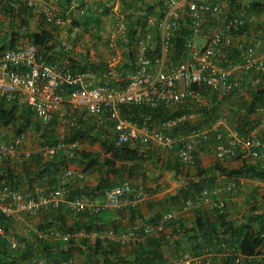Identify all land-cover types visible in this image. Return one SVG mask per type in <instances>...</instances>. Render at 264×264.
<instances>
[{"label": "built area", "instance_id": "built-area-1", "mask_svg": "<svg viewBox=\"0 0 264 264\" xmlns=\"http://www.w3.org/2000/svg\"><path fill=\"white\" fill-rule=\"evenodd\" d=\"M133 1L134 8L128 7L125 13L113 8L109 15L114 39L109 43L112 50L116 49V40L125 39L130 33L127 16L137 11L138 15L144 16V25L138 26L134 45L136 70L126 85L118 87L108 81L96 86L90 74L74 72L68 65L52 64L37 45L28 44L0 53V100L3 99L9 106L28 109L45 127H50L57 112H62L63 118L69 114L68 123L72 125L77 122L76 115L86 113L99 126L113 124L117 144L173 150L180 163L191 168L197 165L196 152L203 139L215 142V154L220 160L235 159L241 154L252 160L258 159L264 142L252 135H240L222 118L211 128L202 127L182 137L175 133V129L182 123L197 119L198 112L183 113L161 124L144 126L124 116L122 112L125 106L175 109L188 103H199L203 98L200 92L203 88L218 92L223 97H249L251 91L260 89L264 84V52L258 54L257 46L251 45L241 52L237 60L225 59V55L228 50L234 49L236 37L243 35L242 30L249 27L255 31V26L259 24L257 15L243 13L244 10L232 14L224 1L167 0L162 15L155 17L146 14L150 9V0H127L128 3ZM18 2L42 15L47 24L56 27L64 25L55 0H13L11 6L18 8ZM213 19L218 26L205 30L207 21L212 22ZM184 22H188L190 33L186 38L184 52L179 58L173 59L171 48ZM251 34L257 36L254 32ZM201 35L204 44L199 42ZM260 41L264 44V37ZM117 74L116 69H112L109 72L110 79L117 77ZM25 139L26 133L10 141L0 138V161L18 159V162H22L30 158L31 153L22 150ZM78 146L77 142L60 143L57 147H46L44 151L52 157L63 148L74 150ZM64 178L69 182L82 181L86 179V173L67 170ZM259 187L264 188L261 185L249 187L243 178L234 179L227 185L216 184L172 208L155 224H136L129 231L117 234L103 232L98 237L122 246L130 242L142 243L167 232V226L180 228L197 212L223 213L232 204L247 205L250 200L255 204L260 201L261 206H264V194L256 196ZM142 200L141 190L127 184L111 188L102 202H95L89 197L72 198L65 186L33 191L2 186L0 220L15 219L20 214L34 215L49 211L71 213L74 216L86 212L99 214L134 207ZM36 234L39 239L52 240L57 239L61 232L48 227L37 229ZM0 236L7 241L12 251L28 248L24 242L7 233L1 222ZM82 236H86L83 231L80 234ZM216 254L219 259L216 256L187 252L180 264H243L246 261L237 247L226 244L218 246ZM252 260L264 261V244ZM13 264L29 263L19 261ZM30 264L75 262L73 258L56 263L54 260L36 257Z\"/></svg>", "mask_w": 264, "mask_h": 264}, {"label": "trees", "instance_id": "trees-1", "mask_svg": "<svg viewBox=\"0 0 264 264\" xmlns=\"http://www.w3.org/2000/svg\"><path fill=\"white\" fill-rule=\"evenodd\" d=\"M12 1L1 0L0 14L5 22L0 25V53L8 49H17L23 45L35 44L50 63L60 66L68 65L74 72L88 73L96 86L105 84L108 81L118 87H123L128 83L129 77L136 70L134 45L137 29L138 26L144 25V16L142 14L138 15L139 11L126 18L130 26V33L128 38L122 40L124 41L122 43L129 50L128 61L124 60L113 68L111 62L100 57H92L90 49L79 54L74 51V48L80 44L85 34L91 33L98 41H104L102 38L104 18H107L114 8V6L109 7L107 5L109 0H55L59 15L64 21L63 26L68 32L69 37L67 40L73 44L72 48L69 47V49L65 48L63 44L60 27L47 24L44 21L45 18L39 14L42 18V26L32 30L30 24L36 12L34 13L31 8L20 2L17 3L19 7L14 8L11 6ZM166 1H160L161 8H165ZM214 1L226 2L229 6V12L232 14L240 13L243 9H246V2L249 4L251 12H255L258 16L264 14V0ZM134 4L135 1L131 2L129 7L134 8ZM146 14L150 16L152 11L148 9ZM94 29H96V32H93ZM248 29L249 27L242 30L241 33L245 34ZM189 33L190 30L187 27L182 28L177 34L171 48L173 59L179 58L184 52V45ZM64 54L67 56V61L61 60ZM112 69H116L118 74L117 77L111 80L109 72ZM200 92L204 99L209 98L211 100V105L188 103L175 109L125 106L122 112L124 116L131 118L140 126L161 124L163 121L183 113L198 112L199 119L194 122L182 123L175 129L177 135L183 133L185 136L194 130H200L202 127L211 128L220 118L224 117L226 100H219L217 92H212V90L203 88ZM249 95L251 97H249L250 101L238 102L237 108H231V105L227 104V107L232 109L231 114L237 117L235 123L238 133L245 137L250 136L251 132L258 126L252 120V115L257 114L260 109H264V89H256L251 91ZM76 117L77 122L73 125L71 122L68 123L69 114L64 118L60 114H55L50 127H45L40 122L31 120L22 123L18 116L17 107L9 106L3 99L0 100V123L5 126L14 125L18 134L24 133L31 126H35L37 131L41 133L44 147H57L62 141L65 144L76 142L79 144L76 149L71 150L72 159L70 160L66 155L69 151L68 148H63L56 155L49 158L43 152L31 155L30 158L22 162L13 163L9 160L2 162L0 164V187L9 186L15 189L33 191L36 189L35 184L38 180H44L45 178H41L47 175H49L47 181L50 185L56 183L59 185L60 175L67 171L70 163H73L84 168V173H92L97 176L96 187L92 192H87L85 195L93 201H96L98 196L106 198L108 191L116 185H131L129 182L132 178H142L143 184L135 185V187L137 189H140V187L145 188L144 184L148 180L151 167L154 165V158H156V153L152 150L155 148H147L141 151L139 148H133L130 145H119L115 141L113 124H107V127L99 126L95 119L86 113L76 115ZM61 120L68 128L64 139L60 138L56 132ZM260 137L264 142V136ZM203 141L207 142L209 140L203 139ZM83 143L91 146L99 143L101 151L81 150L80 146ZM43 162L44 165H41ZM164 167L167 170H173L176 176L187 181V185L171 198V202L175 207L189 198H195L203 189L216 185L219 176L227 179L243 178L251 181H264V159L261 158L259 160H244L241 166L231 169L225 167L223 162H218L211 168L205 169L197 160L195 175L185 171L175 156L173 160L164 164ZM51 177H54V179L52 180ZM77 196L82 195L74 193L72 198ZM251 201L248 202V209L244 212L232 211L231 207L223 213L217 211L197 212L194 215V220L190 221L191 225H188V220L180 228L170 225L171 234L163 232L142 243L130 242L124 245L126 246L124 249L120 247L122 245L115 244L112 241L106 242L99 238L90 239L88 237V234L93 231L121 233L118 229L106 231L103 225H99L98 217L103 212L99 214L86 212L74 217L71 213L49 211L46 213H49L56 221L61 222L63 225L61 228L66 227L72 234L83 231L86 236H71L67 240L38 238L34 244L27 245L26 250L18 252L12 251L7 241L0 236V264H13L19 261L30 264L36 257H44L60 263L72 258L76 251L80 253V259L75 264H165L166 248L170 247L168 245L171 243L173 234L186 235L192 250L199 249L200 255H203L205 250H218V246L226 244L238 248L245 256V264H264V261L252 260L264 244V206H261L260 201L257 204ZM118 212L121 215L124 214V211L118 210ZM127 212L132 215L130 218L133 224L132 227L138 224L135 223L136 220L144 221V216L136 206L130 207ZM162 216L158 215L155 220L146 224H155ZM70 219L73 223L68 225L67 220ZM83 220L87 222L84 223ZM0 222L5 227L6 232L9 233L12 221L1 219ZM44 227L48 228L47 225Z\"/></svg>", "mask_w": 264, "mask_h": 264}, {"label": "crops", "instance_id": "crops-1", "mask_svg": "<svg viewBox=\"0 0 264 264\" xmlns=\"http://www.w3.org/2000/svg\"><path fill=\"white\" fill-rule=\"evenodd\" d=\"M161 0H150L149 1V6L150 9L149 11H152L151 16L155 17H160L163 13V11L166 8V2H165V8H161L159 5ZM123 3V5H121ZM129 4L127 0H109L107 2V5L113 6L116 5L121 11L125 13V9L129 7ZM247 7L246 9H243V13H251L257 15L255 12L250 11V6L249 4H245ZM259 18V24L257 27L255 26V31L252 29H249L245 34L242 36H237L236 37V42H235V47L234 49H230L226 52L225 59L228 60H237L241 54V52L248 46L254 45L257 46V51L258 54H261L264 52V44L260 41L261 38L264 37V14L262 16H258ZM3 22L5 20L0 18V25H3ZM109 24L111 25L112 29V21L109 19ZM215 24V25H214ZM211 26H218L217 21L213 19V21H207L205 25V30H207ZM190 30V26L188 25V22H184L182 28H187ZM181 28V29H182ZM252 32L256 33V37L252 36ZM199 42L201 44H204V38L203 35L199 38ZM238 54V55H237ZM232 58V59H231ZM110 61V60H109ZM260 89H264V84L261 86ZM211 91V90H210ZM213 92V91H212ZM217 94L219 95V100L225 99V105H224V117L222 118L224 122L227 125H231L230 127L235 130V132L238 133L237 131V125L235 121L237 120V117L232 115V109L231 108H237V103L242 102V101H250L249 97L239 99L237 97H223L221 96L218 92ZM251 98V97H250ZM204 99V98H203ZM205 101H207L206 106H209L212 104L211 100L209 98H205ZM227 104L231 105L230 107H227ZM18 111V116L20 118V122H25L26 120H31V121H37V118L33 115H31V112H29L28 109L26 108H17ZM243 113V112H242ZM57 114H63L62 112H57ZM200 116H198L197 119H199ZM195 119L194 121H196ZM221 119V118H220ZM252 120L258 124L256 129L251 132L250 135L255 136V137H260L264 136V109H260L257 114L252 115ZM192 121V122H194ZM231 122H233L232 125ZM26 133V139L23 143L22 150L24 152H30L31 155H36L40 153H45V148L44 147V141L41 137V133H39L36 129L35 126H31L27 130H25ZM190 134V133H189ZM19 134L17 133L16 127L14 125H9L5 126L0 123V138L6 141H10ZM178 135L184 136L183 133H179ZM188 135V134H187ZM185 135V136H187ZM37 139V140H36ZM261 141V137L259 138ZM263 142V141H262ZM214 141H203L200 143L197 152H196V160H199L201 163V166L205 169H209L212 166H214L218 162H223L224 166L231 169V168H238L239 166L242 165V162L244 160H252L250 158H247L243 154H241L238 158L235 159H226V160H220L216 157L215 154V148H214ZM133 148H139L141 151L148 149H151L150 147L147 146H135ZM69 150V149H68ZM87 151H101V146L99 143L91 146L87 144ZM156 153V158H154V165L151 167V171L148 176L147 182L144 184V187H140V190L142 192L143 200L136 206L137 209L141 212V214L144 216V221L141 222V220H136L135 223L142 224V225H150L146 224L147 222H150L152 220H155L158 215L162 216L166 214L169 210L174 208L171 198L174 197L178 192L180 191L181 188L185 187L187 185V181L184 179H180L178 176H176V173L173 170H167L164 167V164L168 163L170 160L174 159V156L177 158L176 154L174 153L173 150H166V149H160V148H155L152 149ZM46 155V153H45ZM68 156L69 160L72 159L71 155V150L66 153ZM47 156V155H46ZM49 158V156H47ZM160 158V159H158ZM264 159V148L260 149V156L258 159ZM178 160V158H177ZM19 160H11L10 162L17 163ZM179 161V160H178ZM5 161H0V164ZM156 162V164H155ZM180 162V161H179ZM182 164V163H180ZM44 165V162L41 164ZM184 167L185 171L191 172L192 174L195 175V172L197 170V165L194 168L185 166L182 164ZM67 170H73V171H83L84 168L79 167L73 163H70L69 167H67ZM39 167L37 168V170ZM65 171L60 175V179L58 180L59 185L56 183L55 185H50L48 180V176H44L41 179L44 180H38V182L35 184L36 189H50V188H58L61 186H65L69 192L70 196L72 197L74 193L76 194H81L82 196H77V197H86L87 192H92L93 189L97 185L98 178L97 176H94L92 173H86V179L82 181H68L65 180L64 178ZM53 180L54 177H51ZM234 179H227L224 177L218 178V181L216 184L218 185H227ZM118 182L120 180H117ZM264 181H251V180H246V183L249 187H253L254 185H261L264 186ZM129 184L133 185H141L143 184L142 178L138 179H130ZM28 188V187H26ZM258 192L256 196H259L260 194H264V188L261 189V187L257 188ZM74 192V193H73ZM105 199L103 196H98L95 202H102ZM238 204H232L231 210L238 212L240 211H245V208L247 205L244 207V205ZM235 209H232V208ZM130 209V207H124L120 209L119 211H124V214L121 215L118 210H110V211H105L102 214H100L99 218V225H103L106 229V231H113L118 229L120 232H124L129 230L132 227V222L130 218L132 215L128 213L127 211ZM237 212V211H236ZM67 214V213H65ZM237 214V213H236ZM195 214H192L187 220H188V225H191L190 221L194 220ZM74 216V215H72ZM78 215H75L76 217ZM12 221V227L10 228V234L17 240L22 241L27 245L29 244H34L36 239H38V235L36 234V230H44V226L47 225V227H54L56 230L61 232V235L57 239H62V240H67L71 238V236H76L80 237L81 231L72 234L67 230L66 227L61 228L63 225L61 222L56 221L49 213H40V214H34V215H24L20 214L17 218L11 219ZM68 225H71L73 223L72 219L67 220ZM84 223H86V220H83ZM145 222V223H144ZM167 232L168 234H171V226H167ZM103 233V232H97L93 231L88 234V237L90 239H96L99 238L98 234ZM65 234V236H64ZM70 236V237H68ZM56 239V240H57ZM101 239V238H99ZM103 240V239H101ZM188 237L186 235H177L173 234V238L171 239L170 247L166 248V255H165V264H180V261L182 257L184 256L185 253L190 252L191 254H199V249L197 250H192L191 244L188 241ZM103 241H110L108 239L103 240ZM123 249L126 246H120ZM217 250L210 249V250H205L203 252V255H210V256H216V259H219L216 252ZM200 255V254H199ZM221 255V254H220ZM222 256V255H221ZM74 259V262L77 263L80 259V253L75 252L74 255L72 256ZM221 258V257H220ZM225 259V258H221ZM66 261V260H65ZM88 263V262H87ZM246 263V262H245ZM243 263V264H245Z\"/></svg>", "mask_w": 264, "mask_h": 264}, {"label": "rangeland", "instance_id": "rangeland-1", "mask_svg": "<svg viewBox=\"0 0 264 264\" xmlns=\"http://www.w3.org/2000/svg\"><path fill=\"white\" fill-rule=\"evenodd\" d=\"M113 6L116 10H119V8L116 5H113ZM57 9H58V7H57ZM38 26H40V27L42 26V18L40 17L39 14L35 13L33 19L31 20L30 27L32 30H35ZM60 28L62 30L61 36L63 39V44L64 43L66 44L65 48H67V47H68L67 49H69V47L72 48L73 44L67 40V38L69 36H68V32L65 30V26L60 27ZM93 32H96V29H94ZM102 38L104 39V41L100 42L95 37H93V35L91 33L85 34L83 36L80 44L74 48V51L79 54L85 50L90 49L92 57H95V58L100 57L103 60L111 62L113 66L117 65L118 63L123 62L124 60H127L129 58V50L122 43V42H124V41H122L124 39H119V40L115 41L117 44L115 50H112L109 48L108 43H110L112 40H114L113 36H112L111 25L109 24V16L107 18H104V33L102 35ZM61 60L67 61V56L64 54ZM64 63H66V62H64ZM206 104H207V101H205L203 98H202L201 102L195 103V105H204V106ZM232 123L233 122H231V124ZM232 125H235V124H232ZM67 130H68V128L65 126L63 121L62 120L59 121L57 131H56L58 136H60V138L64 139L67 135ZM62 143H64V141H62ZM80 148H81V150H86L87 149V143L81 144ZM237 204L240 205V203H237ZM242 205H244V207L246 206L245 204H242ZM242 205H241V208H242ZM232 209H235V208L233 207ZM247 209H248V207L245 208V211ZM240 212H243V211H240Z\"/></svg>", "mask_w": 264, "mask_h": 264}, {"label": "clouds", "instance_id": "clouds-1", "mask_svg": "<svg viewBox=\"0 0 264 264\" xmlns=\"http://www.w3.org/2000/svg\"><path fill=\"white\" fill-rule=\"evenodd\" d=\"M194 113H197V112H194ZM180 136V135H179ZM182 137H185V136H182Z\"/></svg>", "mask_w": 264, "mask_h": 264}]
</instances>
